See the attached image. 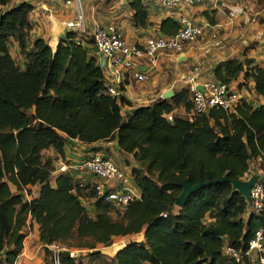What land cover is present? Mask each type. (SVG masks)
<instances>
[{"label":"trees","instance_id":"16d2710c","mask_svg":"<svg viewBox=\"0 0 264 264\" xmlns=\"http://www.w3.org/2000/svg\"><path fill=\"white\" fill-rule=\"evenodd\" d=\"M127 4L132 23L144 26L146 6L141 0ZM29 9L20 1L0 11L1 259L15 261L29 218L45 254L47 244H64L59 264H84L69 248L92 249L131 233L141 238L120 245L110 264H239L223 247L244 250L252 232L264 229V210H247L244 196L228 181L199 187L181 206L175 207L174 198L181 178L191 184L224 173L236 179L257 154L264 163V102L241 101L235 112L211 107L193 113L185 86L123 113L125 98L106 92L102 67L84 45L92 39L82 42L81 33L68 30L54 48L37 36L29 44ZM178 27L171 15L159 22L161 34ZM11 40L21 60L11 55ZM211 71L213 80L227 84L241 73L264 97V66L250 57L219 60ZM178 104L183 114L173 111ZM68 137L114 139L131 153L137 164L129 174L139 198L114 215L112 203L95 194L91 176L83 180L75 170H54L42 150L53 147L62 155ZM34 184L37 193L24 197Z\"/></svg>","mask_w":264,"mask_h":264},{"label":"crops","instance_id":"0c3cea01","mask_svg":"<svg viewBox=\"0 0 264 264\" xmlns=\"http://www.w3.org/2000/svg\"><path fill=\"white\" fill-rule=\"evenodd\" d=\"M20 1H25L30 5L27 13L30 23L28 43L30 44V41L37 36L43 38L50 48H54L58 38L64 36L67 31L63 22L73 17L74 4H65L63 0H6L0 5V11ZM79 1L83 10L84 31L79 35L82 42L89 38L93 25L109 21L119 26L126 40L142 43L147 36L160 33L159 22L167 15L165 10L153 5L148 9L147 23L139 26L131 21L132 11L128 7L127 0ZM205 1L207 3L192 4L183 8V11L193 20L206 23V25L202 36L187 43L181 52H159L151 61L137 60L128 70L118 71L119 82L116 79V72L104 58L102 72L105 82L118 86L121 89V95L126 100L120 106L121 112H129L138 105L161 97L167 90H171L173 94L187 85V79L191 74L196 75L197 84L200 85L207 80H213L211 71L213 65L228 57L240 60L250 57L253 62L264 66V0L219 1L217 5L211 0ZM230 9L235 11L231 16L227 15ZM206 16H209V23ZM211 32H215V37L210 36ZM214 40H217L218 44H213ZM208 42L209 47L206 48ZM84 45L87 51L98 60L101 54L92 42L84 43ZM9 50L11 55L14 53L17 59L21 60L14 40H11ZM193 66L197 67L196 71H193ZM133 70L146 72L147 78L145 80L133 78L131 76ZM230 83L235 86L240 83L237 87L240 88L247 104L256 106L264 102V97L254 91L251 78L239 73ZM173 111L183 112L182 105L178 104ZM42 153L44 157L51 160L54 167L55 160L60 159L67 163L80 162L91 153L111 157L123 170L128 172L132 166L137 164L131 153L122 151L114 139L82 142L68 137L64 141L62 155H59L53 147L43 149ZM76 176H80L83 180L91 179L90 175L85 172H79ZM127 235H130L128 240L141 238V233ZM136 235L139 236L136 237ZM24 238L25 236L21 250L12 264H45L43 262L45 255L39 248L41 244L28 246ZM0 264H6L1 257Z\"/></svg>","mask_w":264,"mask_h":264},{"label":"built area","instance_id":"2783aa9c","mask_svg":"<svg viewBox=\"0 0 264 264\" xmlns=\"http://www.w3.org/2000/svg\"><path fill=\"white\" fill-rule=\"evenodd\" d=\"M147 10L156 5L173 16L179 24L178 29L171 34H154L147 36L142 43L130 42L125 39L119 26L113 22L96 23L92 26L89 37L95 49L108 60L111 68L116 72L119 82L118 71L128 70L137 60H153L159 52H181L187 43L201 37L206 23L193 20L183 8L192 4L207 3L205 0H141ZM209 1V0H208ZM217 5L219 1L211 0ZM65 4L73 3L75 6L72 18L63 22L65 29L81 33L84 31L83 10L79 0H63ZM235 11L230 9L227 15L231 16ZM209 23V22H208ZM208 25V24H207ZM209 28V25H208ZM210 36L215 37V32ZM209 37V33H208ZM218 44L217 40L212 42ZM209 47V42L206 48ZM197 67L193 66V71ZM131 76L137 80H145L147 73L133 70ZM195 74L187 79V90L191 102V112L201 113L211 107H220L226 112H235V107L241 101L245 102L239 87L217 80H207L201 83L202 90L197 88ZM119 77V78H118ZM105 90L110 95L118 97L121 89L111 83H106ZM167 120H171L172 113L164 114ZM54 170H75L89 174L93 179V189L97 196L103 197L112 203V209L120 214L127 203L139 198L138 189L133 184L128 171L123 170L111 157L98 153H91L80 162L67 163L60 159L55 160ZM256 174V178L249 187L250 201L247 210H264L262 199L264 197V163L260 154L252 157L240 179H246L249 175ZM164 215V213H162ZM50 264L58 263L59 247L57 243H49ZM77 249L69 248L68 254L74 256ZM223 252L232 256L239 264H264V229L256 228L247 239L244 250L235 249L229 245L223 247Z\"/></svg>","mask_w":264,"mask_h":264},{"label":"rangeland","instance_id":"374dc122","mask_svg":"<svg viewBox=\"0 0 264 264\" xmlns=\"http://www.w3.org/2000/svg\"><path fill=\"white\" fill-rule=\"evenodd\" d=\"M13 58L16 60L18 57L16 54L13 53ZM177 114H183L182 112H176ZM13 189V186H10ZM37 189V184H34L30 187L29 190H31L30 194H27L25 192L22 193V195L24 197H29V195H34ZM175 207H177L175 205ZM112 214H119L118 212H116L115 210L112 209ZM23 231L25 233V238H24V242L26 245L28 246H38L39 240H38V236L36 235L37 229H36V225H34V223L28 218L26 220L25 225L23 226ZM139 235H136V237H138ZM128 239H130V235H125V236H116L113 237L111 242L109 244L106 245H102V244H96V246L92 249H87V248H78V247H73L74 249L76 248L77 250V258H79L80 260H82V262L84 264H110V257L113 254L109 253L106 251V248L108 247V245H110L112 242V245H114L115 243H118L116 247H118L119 245H122L124 242H126ZM59 250L64 249V244L63 243H57ZM48 248V251L46 252V254L43 251V248L41 245H39V248H41V250L44 253V260L43 262L45 264H47L48 261V257H50L49 254V247L46 246ZM93 251V253H92ZM95 251V252H94Z\"/></svg>","mask_w":264,"mask_h":264},{"label":"water","instance_id":"95a60500","mask_svg":"<svg viewBox=\"0 0 264 264\" xmlns=\"http://www.w3.org/2000/svg\"><path fill=\"white\" fill-rule=\"evenodd\" d=\"M104 62V57L103 55L99 56L98 63L102 67ZM197 88L202 90V86L200 84H197ZM172 94L171 90H167L164 92L161 97H169ZM256 178V174H251L248 176L246 179H240V178H231L226 175V173L222 174L219 177L215 178H210L207 180H200L198 182H195L191 184L187 178H181L180 180L177 181V185L180 186V190L178 193L175 195L174 198V205L176 206H181L186 198L198 189L199 187H202L204 185H208L210 183H216L220 181H228L233 189L238 190L245 198L247 203L250 201V196H249V187Z\"/></svg>","mask_w":264,"mask_h":264},{"label":"bare ground","instance_id":"6f19581e","mask_svg":"<svg viewBox=\"0 0 264 264\" xmlns=\"http://www.w3.org/2000/svg\"><path fill=\"white\" fill-rule=\"evenodd\" d=\"M117 244H118V243H115V244L112 245V246H108V247L106 248V251L109 252V253H111V252L113 251V249L116 248ZM113 252H114V251H113Z\"/></svg>","mask_w":264,"mask_h":264}]
</instances>
